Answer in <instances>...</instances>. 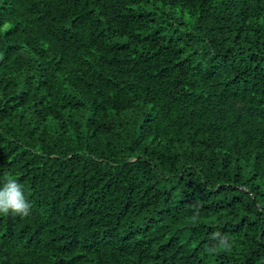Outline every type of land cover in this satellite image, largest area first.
Returning a JSON list of instances; mask_svg holds the SVG:
<instances>
[{"label": "trees", "instance_id": "trees-1", "mask_svg": "<svg viewBox=\"0 0 264 264\" xmlns=\"http://www.w3.org/2000/svg\"><path fill=\"white\" fill-rule=\"evenodd\" d=\"M0 16V264H264V0Z\"/></svg>", "mask_w": 264, "mask_h": 264}, {"label": "clouds", "instance_id": "clouds-1", "mask_svg": "<svg viewBox=\"0 0 264 264\" xmlns=\"http://www.w3.org/2000/svg\"><path fill=\"white\" fill-rule=\"evenodd\" d=\"M31 207L32 205L27 200L18 178L9 173H5L3 180L0 181V215L6 216L11 213L14 216H28ZM217 237L219 238L218 247L224 250L230 249L231 245L226 236H222L219 232L213 233V238Z\"/></svg>", "mask_w": 264, "mask_h": 264}]
</instances>
